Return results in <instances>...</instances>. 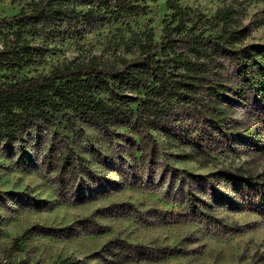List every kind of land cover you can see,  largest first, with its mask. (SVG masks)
Wrapping results in <instances>:
<instances>
[{
  "label": "rangeland",
  "instance_id": "rangeland-1",
  "mask_svg": "<svg viewBox=\"0 0 264 264\" xmlns=\"http://www.w3.org/2000/svg\"><path fill=\"white\" fill-rule=\"evenodd\" d=\"M36 1L0 0V18L29 11V5ZM168 1L206 19L231 4L230 0H148L147 10L140 15L103 21L95 17L93 26L82 16H71L63 23L60 36L34 37L31 44L43 57L21 70L0 72V85L88 61L114 67L134 61L146 36L158 44L165 25L172 21ZM68 7L81 14L87 10L74 4ZM235 10L247 32L243 45L264 46V0L243 2L235 5ZM126 94L135 96L137 92ZM136 107L131 106L133 110ZM246 112L245 106L233 109L227 127L242 134ZM192 123L187 119L180 126L174 122L171 126L187 135ZM38 125L9 150L0 142V264H58L65 258L82 264H110L96 254L113 238L150 249L184 251L164 260L122 264H264V218L254 210L214 206L213 214L223 224L237 227L232 232L222 226L160 223L178 209L174 201L164 198L172 185L173 171L204 177L242 167L260 173L264 171V155L248 153L236 145L210 152L211 162L204 165L179 158L188 150L168 141L160 131L139 135L135 123L104 131L73 118L68 110L56 113L52 123ZM195 135L187 137L193 139ZM68 154L80 159L76 164L81 172L75 176L77 181L63 177L70 188L62 193L57 182L59 159ZM173 185L178 187L179 181ZM73 188L82 191L88 202L76 203L71 197ZM220 191L228 195L222 188ZM87 218L107 231L100 235L82 233L76 223ZM68 226H73L74 237L59 239L49 233ZM17 238L19 242L14 243Z\"/></svg>",
  "mask_w": 264,
  "mask_h": 264
},
{
  "label": "trees",
  "instance_id": "trees-1",
  "mask_svg": "<svg viewBox=\"0 0 264 264\" xmlns=\"http://www.w3.org/2000/svg\"><path fill=\"white\" fill-rule=\"evenodd\" d=\"M250 1L262 0H230V5L218 9L209 19L194 16L190 9H181L175 2L168 1L173 11L172 21L165 25L158 44L152 43L150 35L146 36L145 43L139 44V54L134 61H123L119 67L88 61L47 75L2 83L0 142L4 149L9 150L25 133L37 130L38 123L50 124L56 113L68 110L73 118L104 131L133 123L139 135L149 130L160 131L168 141L188 150L179 158L204 165L211 162L210 152L234 149L236 145L248 153L264 155V46L243 45L247 32L240 25L235 10V5ZM147 2H33L29 11L0 18V72L21 70L40 60L43 54L32 46L33 38L41 34L60 36L63 23L72 17L82 16L93 26L95 17L103 21L140 15L147 10ZM70 4L87 10L83 14L75 13L69 9ZM214 30L220 33L206 34ZM126 92L137 94L130 96ZM134 104L137 105L135 110L131 108ZM238 106L247 107L242 134L227 127L229 115ZM178 111L184 114L179 115ZM187 119L193 121L188 134L197 133L193 139L171 126L173 122L180 126ZM78 160L70 154L59 159L57 182L62 193L70 188L64 176L78 180L75 178L81 172L76 164ZM171 179L172 185L164 198L174 201L178 209L160 223L205 224L236 231L237 227L223 224V220L213 214L214 206L234 211L251 209L264 218V171L255 173L236 167L204 177L173 171ZM175 181H179L178 187H174ZM221 188L228 195L222 193ZM71 197L76 203L89 200L74 188ZM76 225L88 235L107 231L88 218ZM72 229L73 226H68L49 233L59 239L71 238L75 236ZM17 242L19 238L14 241ZM183 252V249H150L113 238L96 256L107 258L110 264H122L132 260L159 261ZM58 264L82 263L65 258Z\"/></svg>",
  "mask_w": 264,
  "mask_h": 264
}]
</instances>
